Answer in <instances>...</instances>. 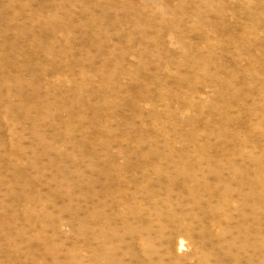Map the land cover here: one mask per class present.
<instances>
[{
  "label": "rangeland",
  "instance_id": "1",
  "mask_svg": "<svg viewBox=\"0 0 264 264\" xmlns=\"http://www.w3.org/2000/svg\"><path fill=\"white\" fill-rule=\"evenodd\" d=\"M89 1L0 0V27L7 20L14 27L6 32L5 62H40L33 73L20 70L22 84L15 81L16 70L10 66L11 80L0 85V264H135V163H140L135 152L141 150H158L174 161L182 152L181 161L189 158L202 165L208 163L203 153H211L220 159L218 166L228 161L233 167H249L246 188L253 190L249 199L261 195L262 212L253 209L251 202L245 206L250 230L248 252L259 248L264 259V220L260 232L254 224L259 213L264 215V1L106 0L111 6L105 9L107 21L100 25L97 20H88L86 12L93 5L99 14L103 6ZM51 2L60 5L54 4L60 13L56 9L54 14L50 12L54 8ZM41 6L50 13L48 17L39 14ZM74 11L83 15L79 14L81 19ZM203 15L214 22L202 19ZM34 36L44 38L46 47L39 41L31 45ZM18 47V51L24 48L27 52L23 49L25 53L18 56ZM46 67L45 74L42 69ZM32 78L38 85L30 83ZM20 87L34 94L30 101L36 107L8 108V91L13 89L11 102L18 104ZM92 188L103 192L92 199ZM90 201L98 208L96 220L105 223L108 234L104 248L93 252L88 226ZM233 214L232 222L236 223L237 213ZM106 220L111 221L110 226ZM177 231L173 232L178 237L173 238V244H182L175 253L181 264H205L192 243L200 236L197 225H185ZM208 231L214 240L217 230ZM234 248H225L230 255L227 262L236 255ZM217 251L222 253L224 248L217 247Z\"/></svg>",
  "mask_w": 264,
  "mask_h": 264
},
{
  "label": "bare ground",
  "instance_id": "2",
  "mask_svg": "<svg viewBox=\"0 0 264 264\" xmlns=\"http://www.w3.org/2000/svg\"><path fill=\"white\" fill-rule=\"evenodd\" d=\"M33 1V0H32ZM58 1V0H57ZM64 1V0H63ZM66 1V0H65ZM79 2H84V0H77ZM85 1H89V0H85ZM91 5L94 4L95 5H102V9H100L99 14H97V12L95 13L94 10H96L93 5H92V9L89 10L87 13V16L85 15V13L82 10V13H84V15L86 16V18L88 20H91L93 22L97 23L98 25H100L101 22H105L107 21L105 18L107 16V7L109 8V6L111 5H107L106 0H91ZM111 1V0H108ZM118 1V0H117ZM115 1V3L117 2ZM168 1V0H167ZM208 1V0H207ZM210 1V0H209ZM241 1V0H240ZM264 1V0H263ZM29 2V1H27ZM55 2V1H54ZM52 3L53 7L51 6L50 12L52 14L55 13V9L56 11H58L59 9H57L55 6L57 5L56 3ZM69 2V1H68ZM67 2V3H68ZM90 2V1H89ZM94 2V3H93ZM203 2V0H202ZM85 3V2H84ZM104 3V4H103ZM120 3V2H119ZM122 3V2H121ZM120 3V5H121ZM201 3V2H200ZM199 3V4H200ZM215 4L217 3L214 2ZM54 4H56L54 6ZM60 4V3H59ZM64 4V3H63ZM66 4V2H65ZM124 4V3H123ZM123 4L121 7H123ZM197 4V3H196ZM205 4V3H204ZM29 5L26 4V6ZM78 4H76L77 6ZM86 5V4H85ZM90 5V6H91ZM117 5V4H116ZM115 5V6H116ZM30 6V5H29ZM58 6V5H57ZM60 6V5H59ZM58 6V8H59ZM75 6V5H74ZM79 6V5H78ZM126 6V5H125ZM205 6V5H203ZM42 9L39 11V14H43L45 13V9L43 6H41ZM99 7V6H98ZM28 8V7H27ZM64 8V6H63ZM66 8V5H65ZM71 7H69L70 9ZM112 8V7H111ZM68 9V8H67ZM61 10V9H60ZM66 10V9H65ZM64 10V11H65ZM115 10V9H114ZM121 10V9H120ZM137 10V9H136ZM63 11V10H62ZM67 11V10H66ZM66 11L64 13H66ZM138 11V10H137ZM72 12V11H70ZM75 12V11H74ZM81 12V11H80ZM130 12V11H129ZM139 12V11H138ZM2 13V12H1ZM49 12H46L45 15L46 17H48ZM57 13H60L59 11ZM77 12H75L76 14ZM18 14V13H17ZM21 14V13H20ZM26 14V13H25ZM24 14V15H25ZM37 13H34L33 15H35ZM50 14V13H49ZM70 14V13H69ZM68 14V15H69ZM74 14V15H75ZM78 14V13H77ZM76 14V16H77ZM81 14V13H79ZM78 17L81 19V17ZM120 14V13H118ZM117 14V15H118ZM130 14V13H129ZM140 14V13H138ZM204 14V13H203ZM23 15V14H22ZM31 15V13L29 14V16ZM44 15V17H45ZM60 15V14H59ZM63 15V14H62ZM72 15V14H71ZM82 15V14H81ZM116 15V14H115ZM134 15V14H133ZM201 15V14H200ZM56 15H54L55 17ZM64 16V15H63ZM83 16V15H82ZM138 16V15H137ZM142 16V15H141ZM140 16V19H141ZM50 17V16H49ZM53 17V18H54ZM57 17V16H56ZM70 17V16H69ZM116 17H120L116 16ZM209 17V16H208ZM205 17L203 15L204 20L208 21L210 24H212L213 22H211V20ZM264 17V16H263ZM1 18V16H0ZM15 18V16H14ZM18 18V16H17ZM23 17H21L20 19H22ZM83 18V17H82ZM85 18V17H84ZM83 18V19H84ZM82 20L83 23H86L87 19ZM145 18V17H144ZM201 18V17H199ZM2 19V18H1ZM138 19V18H137ZM19 20V19H18ZM26 20V17H25ZM70 20V18H69ZM136 20V19H135ZM142 20V19H141ZM22 21V20H20ZM24 21V20H23ZM54 21V19H53ZM57 21V20H55ZM54 21V22H55ZM68 21V20H67ZM139 21V20H138ZM147 21L144 20V22ZM70 22V21H69ZM81 22V21H80ZM93 22H89V23H93ZM5 25H1L0 27V43L3 44V46H0V85L1 84H7L9 80V77L13 74L12 70L10 69V66L14 67L16 70V76H15V81H17L19 84L23 83V77L20 75V70H23L25 68V70L27 72H35L37 70L39 63H34L33 60H26L23 63H19V62H15L14 60H11V62L7 61L5 62V57L6 59L8 58L7 55L4 52V45L7 43V39H6V32L8 30L14 29V27L11 28L10 24H8V20L7 22H4ZM59 24V22H57ZM73 23V22H72ZM74 23H75V19H74ZM88 23V22H87ZM94 23V24H95ZM147 23V22H146ZM23 24V22H22ZM56 24V25H58ZM82 24V23H81ZM95 24V25H96ZM105 24V23H104ZM104 24L103 25L104 27ZM107 24V23H106ZM67 25V24H66ZM74 25V24H73ZM87 27L89 24H86ZM85 25V26H86ZM92 25V24H91ZM90 25V26H91ZM110 25V23H109ZM59 26V25H58ZM62 26V24L60 25V27ZM65 26V25H63ZM69 26H72V24ZM68 26V27H69ZM93 26V25H92ZM91 26V27H92ZM59 27V28H60ZM67 27V26H66ZM77 27V26H76ZM100 27V26H98ZM102 27V26H101ZM100 27V28H101ZM102 27V28H103ZM55 28V27H54ZM53 28V30H54ZM71 28V27H70ZM73 30L75 27H72ZM85 28V27H84ZM213 28V27H212ZM20 29V28H19ZM18 29V31L20 32V30ZM56 29V28H55ZM62 29H65L62 27ZM69 29V28H68ZM93 29V27H92ZM97 29V28H96ZM209 29V28H208ZM215 29V28H214ZM57 30V29H56ZM55 30V34L58 32ZM72 30V33L74 32ZM91 30V28H90ZM95 30V29H94ZM102 30V29H101ZM140 30V29H139ZM138 30V31H139ZM210 30V29H209ZM212 30V29H211ZM61 31V29H60ZM69 31V30H68ZM145 31V30H143ZM63 33V30L61 31ZM66 29H65V31ZM70 32V31H69ZM90 32V31H89ZM93 32V30H92ZM91 32V33H92ZM98 32V31H97ZM141 32V31H140ZM60 33V32H59ZM65 33V35H66ZM95 33V32H94ZM56 34V36H57ZM70 34V33H69ZM78 34V33H77ZM75 33V37L77 35ZM143 34V33H142ZM8 35V34H7ZM35 35V34H34ZM88 35V34H87ZM137 35V34H136ZM139 35V34H138ZM26 36V35H25ZM29 36V35H27ZM63 36V35H62ZM67 37L69 36L68 34L66 35ZM90 36V35H88ZM92 36V35H91ZM90 36V37H91ZM8 37V36H7ZM66 37V38H67ZM70 37V36H69ZM68 37V38H69ZM146 37V36H144ZM27 38V37H26ZM25 38V39H26ZM34 39L31 40L32 43L36 44V41H39L41 43V46H43L44 44H42V42L44 43V38H42L41 36H37V37H33ZM39 38V39H37ZM63 38V37H62ZM22 40V39H19ZM59 40V38H58ZM67 40V39H66ZM143 40V39H142ZM17 41V39H16ZM28 41V40H27ZM55 41V40H54ZM13 42V41H12ZM23 42V41H22ZM62 43V40L59 41ZM63 42H65L63 40ZM143 42V41H142ZM146 42V41H145ZM24 43V42H23ZM21 43V44H23ZM51 43V42H50ZM49 43V44H50ZM71 43V42H70ZM141 43V41H140ZM147 43V42H146ZM14 44V42H13ZM29 44V43H28ZM46 44V43H45ZM65 45V43H63ZM67 44V43H66ZM142 44V43H141ZM25 45V44H24ZM53 44H51L52 46ZM59 45V44H57ZM61 45V44H60ZM69 45V44H68ZM95 45V44H94ZM146 45V44H145ZM144 45V47H145ZM23 46V45H22ZM27 46V44H26ZM30 46V44H29ZM28 46V47H29ZM36 46V45H34ZM46 47V45H44ZM50 48V50H52V52L50 51V53H52V55L54 56L55 54H53V47ZM54 46V45H53ZM63 46V45H62ZM66 46V45H65ZM64 46V48H65ZM140 46V45H139ZM143 46V45H142ZM55 47V46H54ZM68 46H66L67 48ZM71 47V44H70ZM20 47H18V49L15 50V53L18 56H21L23 53H25V51L19 50ZM26 48V47H25ZM43 48V47H41ZM56 48V47H55ZM140 48V47H139ZM143 48V47H142ZM140 48V49H142ZM147 48V47H146ZM27 49V48H26ZM145 49V48H143ZM47 50V49H46ZM60 50V49H59ZM66 50V49H65ZM68 50V49H67ZM8 51V50H7ZM30 51V50H29ZM64 51V50H63ZM100 51H102L100 49ZM11 52V51H10ZM27 52V51H26ZM44 52V51H43ZM48 52V51H47ZM58 52V51H57ZM103 52V51H102ZM9 53V52H8ZM46 53V52H44ZM104 54V53H103ZM61 55V54H60ZM59 55V56H60ZM101 55V54H100ZM139 56V55H138ZM49 57H52L49 55ZM55 58V57H54ZM53 58V59H54ZM57 58V56H56ZM55 58V59H56ZM105 58V57H104ZM141 58V57H138ZM39 61V60H38ZM35 62L36 59H35ZM140 62V61H139ZM138 62V63H139ZM33 64V65H32ZM142 64L143 61H142ZM64 65V64H63ZM95 65V63H94ZM119 65V64H118ZM69 66V65H68ZM137 66V65H136ZM139 66V64H138ZM141 66V65H140ZM144 66V65H143ZM43 67V66H42ZM66 67V66H65ZM145 67V66H144ZM63 68V67H62ZM61 68V69H62ZM46 68L42 69V71L45 72L46 74ZM57 69V68H56ZM116 69V68H115ZM138 69V68H137ZM144 69V68H143ZM142 69V70H143ZM14 71V69H13ZM63 71V70H62ZM65 71V70H64ZM60 74V73H59ZM62 74V73H61ZM64 74V73H63ZM67 75V74H66ZM145 75V74H144ZM139 76V75H138ZM143 76V74H142ZM219 76V75H218ZM11 78V77H10ZM60 78V77H59ZM72 78V77H71ZM61 80V79H60ZM63 80V79H62ZM47 81V79L45 80V82ZM59 81V80H58ZM21 82V83H20ZM44 82V83H45ZM30 83L34 84V86L38 85L37 82L34 81V79L32 78V81H30ZM48 83V82H46ZM181 84V83H180ZM12 86V85H11ZM41 87V85H39ZM43 86V85H42ZM39 87V88H40ZM14 88V87H13ZM25 88V87H24ZM38 88V89H39ZM213 88V87H212ZM31 89V88H30ZM36 90L37 87H35ZM13 90V89H11ZM10 90V91H11ZM27 90V89H26ZM215 91V89H213ZM8 91V97H9V101H8V108H12L14 109V107L17 105L23 106L25 108H30V107H36L35 104L31 103V99L34 100V94H28L26 93V91L23 89V87H20L17 90V94L18 97L20 99V101L18 102V104H15L13 102H11V92ZM213 91V93H214ZM37 92H35V95H37ZM34 93V92H33ZM2 94V93H1ZM218 94V92H217ZM3 95V94H2ZM209 95V94H208ZM40 97V96H37ZM42 97V96H41ZM40 97V98H41ZM211 98H209L210 100ZM212 100V99H211ZM14 101V100H13ZM35 102V101H34ZM3 103L2 100L0 99V104ZM32 104V105H31ZM6 105V106H7ZM30 105V106H29ZM2 106V105H1ZM27 106V107H26ZM92 107V106H91ZM3 108V107H1ZM19 108V107H18ZM90 108V106L88 107ZM207 108V107H206ZM216 108V107H215ZM40 109V108H39ZM98 109V108H97ZM100 109V108H99ZM31 110V109H30ZM186 110V109H185ZM12 111V110H11ZM35 111V109H34ZM46 111V110H45ZM183 111V110H182ZM181 111V112H182ZM97 112V111H95ZM191 112V111H190ZM23 113V112H22ZM43 113V111H42ZM40 114V112H39ZM45 114V113H44ZM27 115V112H26ZM40 115L36 116L39 117ZM20 117V116H19ZM40 118V117H39ZM15 119V118H14ZM34 120V117L32 118ZM31 119V120H32ZM49 119V118H48ZM54 119V118H53ZM187 119V118H186ZM30 120V121H31ZM189 120V117H188ZM7 121V120H6ZM95 121V120H94ZM93 121V122H94ZM232 121V120H231ZM36 122V121H35ZM186 122V121H185ZM11 123V122H10ZM8 124V123H7ZM94 124H96V122H94ZM192 124V122H191ZM194 124V123H193ZM196 125V124H195ZM8 126V125H7ZM35 126V125H34ZM33 126V127H34ZM89 126V125H88ZM96 126V125H95ZM37 127V124H36ZM35 127V128H36ZM197 128V127H196ZM86 129V128H85ZM7 131V130H6ZM35 131H37L35 129ZM189 131V130H188ZM191 131V130H190ZM189 131V132H190ZM206 131V130H205ZM38 132V131H37ZM214 132V131H213ZM35 133V132H34ZM206 133V132H205ZM46 136V135H45ZM85 138V136H84ZM2 140V139H1ZM91 141V140H90ZM97 141V140H96ZM85 142V140H84ZM95 144V143H94ZM100 144V142H99ZM98 145V144H97ZM87 146V145H86ZM102 146V145H101ZM100 146V147H101ZM105 146V145H104ZM82 148V147H81ZM203 148V147H202ZM106 149V148H105ZM104 149V150H105ZM197 149V148H196ZM200 149V148H198ZM207 149V148H206ZM48 150V149H47ZM83 150V149H82ZM100 150V149H99ZM102 150V149H101ZM191 149H187V151H189ZM136 151V149H135ZM167 151V150H166ZM204 151V150H203ZM220 151V150H219ZM90 152V151H89ZM168 152V151H167ZM172 153V151H170ZM193 152V151H192ZM191 153V152H189ZM213 153V152H212ZM220 153V152H218ZM174 154V152H173ZM202 154V153H201ZM205 154L204 156H206V159L208 161V163L206 164H196L197 162H194L195 164L192 163L191 159L188 158V161H181L182 157H184V153H179L177 157H181V158H177L175 161L174 160H170L169 156L167 154H163L160 151H156L154 150L153 153H149L148 151H139V152H135V156H138L140 159V163H135V237L134 235L131 237L135 238V264H181L183 261L180 260L179 256L176 257V251L182 249V244L180 242H176V245L174 246L173 244V240L175 239L176 235L174 236L175 231L177 230H181L182 227H184L185 225L187 226H192V225H197V227L199 228V235L198 239L195 240L193 243V245L195 244L196 248L199 250L201 256L203 257L205 264H263V256L260 254L259 248L253 247L254 250L249 253L248 249L250 246V242H249V233L250 230L247 226V222H245V206L251 202L253 209L256 208L257 211H259L260 213L262 212L261 209V201H262V196L259 195H255L254 200H250V196L252 195V191L249 192L248 189L246 188L247 186V175L250 173H248L244 167L240 166V167H233V164L228 163V161H226V163H224V166H218L216 165L220 159H218L217 157H214L213 155L211 156L208 153H203ZM215 154V153H214ZM93 154H91L90 157ZM187 155V154H186ZM192 155V154H191ZM200 155V153H199ZM171 156V155H170ZM202 156V155H201ZM204 156H202L204 158ZM189 157V156H188ZM201 157V158H202ZM226 157V156H225ZM234 157V156H233ZM105 158V157H104ZM200 158V157H199ZM223 158V156H222ZM221 158V159H222ZM235 158V157H234ZM49 159V158H48ZM92 159V158H91ZM154 159V160H153ZM196 157V159L194 158V160L199 161V159ZM94 160V157H93ZM112 160V159H111ZM202 160V159H201ZM223 161L225 159H222ZM229 160V159H228ZM245 160V159H244ZM51 161H54V159L52 158ZM203 161V160H202ZM231 161V159H230ZM247 161V160H246ZM13 162V161H12ZM184 162V163H183ZM51 162H49L50 164ZM53 163V162H52ZM51 163V165H52ZM56 163V162H55ZM54 164V163H53ZM219 164V163H218ZM249 164V163H248ZM247 164V165H248ZM251 164V163H250ZM62 165V164H61ZM128 165V164H127ZM246 165V166H247ZM112 166V165H111ZM116 166V165H115ZM114 166V167H115ZM249 166V165H248ZM63 168V167H62ZM95 168V167H94ZM64 170V169H63ZM108 170V168H107ZM110 170V168H109ZM114 170V169H113ZM92 171V170H91ZM112 171V170H111ZM61 174L64 171H61ZM68 172V171H67ZM109 172V171H108ZM113 172V171H112ZM132 172V171H131ZM226 172H229V175H225ZM248 174H247V173ZM71 173V172H70ZM90 173V172H89ZM23 174V173H22ZM112 174V173H111ZM129 174V173H128ZM131 174V173H130ZM212 174L213 178L209 179L210 177H208V175ZM133 175V174H132ZM250 175V174H249ZM18 176V175H17ZM73 176V175H72ZM115 176V175H114ZM131 176V175H129ZM128 176V177H129ZM258 176V175H256ZM261 176V174H260ZM116 177V176H115ZM127 177V176H126ZM251 177V176H249ZM63 178V177H61ZM87 178V176H86ZM91 178V177H90ZM101 178V177H100ZM260 178V177H258ZM66 179V178H64ZM53 180V178H52ZM62 180V179H61ZM86 180V179H85ZM94 180V179H93ZM96 180H98L96 178ZM128 180V179H127ZM249 180V179H248ZM261 180V179H260ZM21 181V180H20ZM100 181V180H99ZM250 181V180H249ZM254 181V180H253ZM263 181V179H262ZM18 183V181H16ZM59 182V181H58ZM56 182V183H58ZM130 182V181H129ZM87 183V182H86ZM92 183V182H91ZM104 183V182H103ZM263 183V182H262ZM79 184V183H78ZM89 184V183H87ZM95 185V183L93 182L91 185ZM113 184V183H112ZM129 184V183H127ZM257 185V184H256ZM79 187L81 185H78ZM129 186V185H128ZM90 187V186H89ZM109 187V186H107ZM113 187L112 185L110 186V188ZM88 188V186H87ZM16 189V188H15ZM96 188H92V190L90 191V198L94 199L97 196H100L101 192H103L102 190L99 192L98 190H95ZM109 189V188H108ZM116 189V188H115ZM75 190V189H74ZM90 190V189H87ZM106 190V188L104 189ZM111 190V189H110ZM133 190H131L132 192ZM109 192V191H108ZM112 192V191H111ZM124 192V191H123ZM15 193V191H14ZM84 193V192H83ZM81 193V194H83ZM237 194V197H233V194ZM254 193V192H253ZM104 194V193H103ZM102 194V195H103ZM124 194V193H123ZM133 195V194H132ZM84 196V195H83ZM107 196V195H106ZM109 196V195H108ZM112 196V195H111ZM114 196V194H113ZM112 196V197H113ZM123 196V195H122ZM130 196V195H129ZM30 197V196H29ZM102 197V196H101ZM6 198V197H5ZM51 198V197H50ZM99 198V197H98ZM33 199V198H32ZM31 199V200H32ZM77 199V198H75ZM87 199V198H86ZM26 201V200H25ZM88 201V200H86ZM102 201V199H101ZM128 201V200H127ZM134 201V200H133ZM29 202V201H28ZM126 202V201H125ZM26 203V202H25ZM44 203V202H43ZM96 203V202H95ZM24 204V203H23ZM31 204V203H30ZM46 204H50L47 203ZM82 204V203H81ZM92 204V202L90 201V205ZM120 204V203H119ZM133 204V205H134ZM29 205V204H28ZM51 205V204H50ZM83 205V204H82ZM89 205V206H90ZM124 205V204H123ZM41 205L38 204V207H40ZM100 207V206H99ZM89 208V207H88ZM130 208V207H129ZM250 208V207H249ZM264 208V207H263ZM42 209V208H40ZM90 209V216H89V221H88V226L90 229V248L93 249L92 252L95 250L97 251V249L104 246L105 243H108L106 241H108V239H106L104 236H106L108 238V234L105 233V227L103 226V224L105 225V223L100 224L98 220H96V216H95V211L98 210V208L96 207V205L93 203L91 205ZM121 209V208H120ZM128 209V208H127ZM134 209V208H133ZM233 209V210H231ZM39 210V209H38ZM85 210V209H84ZM130 210V209H129ZM128 210V211H129ZM247 210V208H246ZM43 211V209H42ZM45 211V210H44ZM101 211V210H100ZM123 211V210H121ZM133 211V210H132ZM36 212L39 213V211ZM89 211H87L88 213ZM98 212V211H97ZM119 212V211H118ZM233 212L237 213V218H236V223H233L232 220L234 219L233 217L235 216L233 214ZM253 214V211H251ZM100 213V212H99ZM130 212H128L127 214L129 215ZM249 213V212H248ZM259 213V214H260ZM98 214V213H97ZM117 214V213H116ZM122 214V213H119ZM124 214V212H123ZM222 214V215H221ZM233 214V215H232ZM258 214V212L256 213ZM259 214L257 215V218H255V223L257 225V231L260 232L262 226L260 223L262 220L264 219H260ZM122 218V215H120ZM119 216V217H120ZM131 216V217H132ZM249 216V215H248ZM254 216V215H253ZM259 216V217H258ZM130 217V216H129ZM255 217V216H254ZM262 217V216H261ZM264 217V215H263ZM262 217V218H263ZM120 218V219H121ZM133 218V219H134ZM124 219V217L122 218ZM127 219V218H126ZM125 219V220H126ZM248 220H250L247 217ZM87 220V219H86ZM128 220V219H127ZM38 221V220H37ZM40 221V220H39ZM44 222V221H43ZM105 222V221H103ZM111 222V221H110ZM109 220H106L107 226H110ZM123 223L125 221H122ZM128 222V221H126ZM125 222V223H126ZM130 222V221H129ZM223 222L225 224H223ZM85 224V223H84ZM109 224V225H108ZM253 224V223H252ZM41 225V224H40ZM87 225V224H86ZM128 225V223H127ZM87 226V227H88ZM125 226V225H124ZM131 226V225H129ZM251 226V225H250ZM253 226V225H252ZM86 226H84L85 228ZM1 228V227H0ZM42 228V227H41ZM126 228V227H124ZM132 228V227H131ZM186 229H188L187 227H185ZM172 229V232L170 230ZM214 229L217 230V235H215L214 240L212 239V235L209 233L208 230ZM86 230V229H85ZM88 230V229H87ZM86 230V231H87ZM112 230V229H111ZM110 230V231H111ZM124 230V229H123ZM122 230V231H123ZM190 230V229H189ZM253 230V228H252ZM107 231V229H106ZM114 231V230H113ZM121 231V230H120ZM126 231V230H125ZM169 231V232H167ZM89 232V231H88ZM87 232V233H88ZM109 232V230H108ZM107 232V233H108ZM118 232V231H117ZM116 232V233H117ZM131 232V231H130ZM178 232V231H177ZM176 232V233H177ZM180 232V231H179ZM184 232V231H182ZM181 232V233H182ZM190 232V231H189ZM215 232V233H216ZM252 232V231H251ZM104 233L106 235H104ZM115 233V232H114ZM113 233V235H115ZM134 233V232H132ZM131 233V234H132ZM173 233V234H172ZM188 233V231L186 232ZM229 233L230 234V238L225 239V235ZM111 234V233H110ZM109 234V236H110ZM120 234V232H119ZM117 234V236L119 235ZM129 234V232H128ZM259 234V233H258ZM255 234V235H258ZM262 234V233H261ZM195 235V234H194ZM174 236V237H173ZM189 236V235H188ZM228 236V235H227ZM262 236V235H261ZM57 237V236H56ZM129 237V236H127ZM89 238V237H88ZM104 238L106 239L104 241ZM110 238V237H109ZM120 238V237H119ZM174 238V239H173ZM178 238V237H176ZM196 238V237H195ZM257 238V237H256ZM115 239V238H114ZM131 239V238H130ZM192 239V238H191ZM253 239V238H252ZM261 239V238H259ZM17 240V239H15ZM56 240V238H55ZM103 240V241H102ZM122 240V239H121ZM254 240L256 241L255 237ZM264 240V239H263ZM18 241V240H17ZM100 242L98 244V242ZM102 241V242H101ZM115 241V240H113ZM126 241V240H125ZM175 241V240H174ZM193 241V239H192ZM251 241V240H250ZM260 241V240H259ZM117 242V239H116ZM114 243L115 245L117 243ZM120 242V239H119ZM134 242V241H132ZM191 242V241H190ZM261 242V241H260ZM259 242V243H260ZM263 242V241H262ZM110 243V242H109ZM127 243V242H126ZM131 243V242H130ZM191 243V244H192ZM262 244V243H261ZM252 245V244H251ZM255 245V244H254ZM263 245V244H262ZM108 246V245H107ZM111 246V245H110ZM131 246V245H130ZM222 247L224 248V251L222 253H219L217 251V247ZM118 247V245H117ZM116 247V248H117ZM134 247V246H133ZM237 248L236 250V255L233 257V259H231L229 262H227L226 256H230V255H226V250L228 249L229 251H232L233 248ZM104 248V247H103ZM109 248V247H108ZM116 248H114L113 250H115ZM132 248V247H131ZM225 248H227L225 250ZM234 248V249H235ZM261 248V247H260ZM120 249V248H119ZM262 249V248H261ZM98 250V251H99ZM122 250V249H121ZM264 250V249H263ZM234 251V250H233ZM91 252V253H92ZM95 253V252H94ZM97 253V252H96ZM113 253V252H112ZM121 253V252H120ZM123 253V251H122ZM232 252H230L231 254ZM93 254V253H92ZM99 253H97L98 256ZM104 254V252H103ZM235 254V252L233 253V255ZM117 255V254H116ZM115 255V256H116ZM119 255V254H118ZM96 256V255H95ZM171 256L172 260L170 261L167 257ZM93 257V256H92ZM100 257V256H98ZM97 257V259H99ZM181 257V256H180ZM212 257V258H211ZM96 258V257H95ZM94 258V259H95ZM123 258V257H122ZM125 258V257H124ZM167 258V260H166ZM134 259V258H133ZM200 259V258H199ZM104 260V258H103ZM124 260V259H123ZM132 260V259H131ZM195 260V259H194ZM92 261V260H91ZM130 261V260H129ZM197 261V260H196ZM94 262V260L92 261ZM98 263V262H97ZM96 263V264H97ZM198 263V262H197ZM200 263V262H199ZM91 264V263H90ZM93 264V263H92ZM105 264V263H104ZM185 264V263H183Z\"/></svg>",
  "mask_w": 264,
  "mask_h": 264
}]
</instances>
